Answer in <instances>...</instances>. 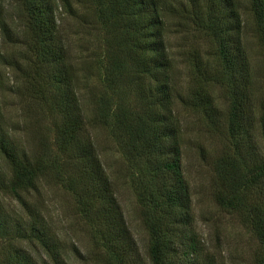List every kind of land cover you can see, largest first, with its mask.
I'll return each instance as SVG.
<instances>
[{"label":"trees","instance_id":"16d2710c","mask_svg":"<svg viewBox=\"0 0 264 264\" xmlns=\"http://www.w3.org/2000/svg\"><path fill=\"white\" fill-rule=\"evenodd\" d=\"M188 1L195 7L202 3ZM15 2L24 19V39L11 27L0 1V65L15 66L37 93L33 97L53 122L56 155L21 147L0 118V264H68L60 240L34 204L39 199L32 201L40 181L53 169L73 193L94 241L107 255L106 263L147 264L92 138L90 128L98 125L110 128L137 169L136 191L151 237L150 264H219L196 233L182 164L183 128L174 108L165 40L167 17L176 10L167 0H98L107 33L104 84L113 93L96 98L89 119L68 42L59 31L57 0ZM249 2L264 47V0ZM203 3L204 10L191 15V20L216 42L228 106L222 111L213 96L198 93L186 101L201 108L214 126L225 120L230 147L214 163L215 199L242 217L261 244L254 264H264V96L258 100L252 93L240 0ZM18 44L25 48L21 60L9 50ZM128 85L136 86L140 96L134 100L114 96Z\"/></svg>","mask_w":264,"mask_h":264},{"label":"rangeland","instance_id":"374dc122","mask_svg":"<svg viewBox=\"0 0 264 264\" xmlns=\"http://www.w3.org/2000/svg\"><path fill=\"white\" fill-rule=\"evenodd\" d=\"M7 18L16 33L23 37V16L15 0H0ZM176 12L167 17L165 40L171 58V77L175 112L182 124L184 174L192 195L195 230L219 264H254L261 244L242 217L235 211L222 208L215 199V161L230 147L225 120L214 126L201 108L187 104L192 96H213L225 111L228 106V87L214 38L191 19L204 10L203 0L193 6L188 0H167ZM66 2H68L66 4ZM243 17L242 41L252 72V93L260 100L264 96V47L257 32L249 0H240ZM59 31L68 42L71 61L77 71L78 88L83 96V108L92 119L96 98L113 93L104 84V55L106 30L99 17L98 0H57ZM70 4L76 14L70 12ZM9 50L21 58L25 48L18 44ZM26 62V60H24ZM33 96L24 74L15 66L0 65V118L13 138L31 153L46 151L56 155L53 122L46 108ZM114 96L134 100L139 95L136 86H124ZM185 99V101L182 100ZM135 102V101H131ZM1 122V123H2ZM51 122V125H50ZM100 158L112 179L126 221L136 239L142 257L150 264L147 249L150 232L145 227L142 205L137 195L134 174L137 169L126 158L109 127L90 128ZM261 186L264 188V180ZM40 191L34 203L42 211L53 233L62 244L61 251L68 264H108L107 255L94 241L90 226L80 215L73 193L65 187L56 170L40 181ZM8 199V198H7ZM29 201V199H28ZM8 202L20 205L12 198ZM74 246L78 247L79 257ZM78 252V251H77Z\"/></svg>","mask_w":264,"mask_h":264}]
</instances>
